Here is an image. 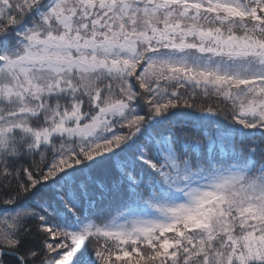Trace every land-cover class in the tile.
Wrapping results in <instances>:
<instances>
[{"label":"snow or ice","instance_id":"1","mask_svg":"<svg viewBox=\"0 0 264 264\" xmlns=\"http://www.w3.org/2000/svg\"><path fill=\"white\" fill-rule=\"evenodd\" d=\"M0 264H264V0H0Z\"/></svg>","mask_w":264,"mask_h":264}]
</instances>
